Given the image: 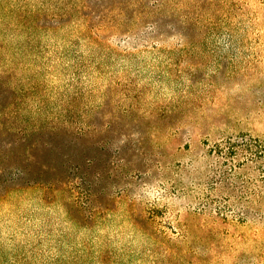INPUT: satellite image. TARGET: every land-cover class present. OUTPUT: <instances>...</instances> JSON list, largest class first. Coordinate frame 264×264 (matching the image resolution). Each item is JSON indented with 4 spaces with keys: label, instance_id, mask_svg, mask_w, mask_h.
Segmentation results:
<instances>
[{
    "label": "rangeland",
    "instance_id": "374dc122",
    "mask_svg": "<svg viewBox=\"0 0 264 264\" xmlns=\"http://www.w3.org/2000/svg\"><path fill=\"white\" fill-rule=\"evenodd\" d=\"M0 264H264V0H0Z\"/></svg>",
    "mask_w": 264,
    "mask_h": 264
}]
</instances>
